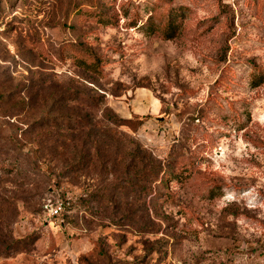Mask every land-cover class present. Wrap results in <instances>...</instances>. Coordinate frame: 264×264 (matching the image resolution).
Listing matches in <instances>:
<instances>
[{
    "label": "rangeland",
    "instance_id": "obj_1",
    "mask_svg": "<svg viewBox=\"0 0 264 264\" xmlns=\"http://www.w3.org/2000/svg\"><path fill=\"white\" fill-rule=\"evenodd\" d=\"M0 264H264V0H0Z\"/></svg>",
    "mask_w": 264,
    "mask_h": 264
},
{
    "label": "built area",
    "instance_id": "obj_2",
    "mask_svg": "<svg viewBox=\"0 0 264 264\" xmlns=\"http://www.w3.org/2000/svg\"><path fill=\"white\" fill-rule=\"evenodd\" d=\"M67 204L60 199H56L53 202H49L44 207L45 216L53 221L54 219H61V216L66 211Z\"/></svg>",
    "mask_w": 264,
    "mask_h": 264
},
{
    "label": "trees",
    "instance_id": "obj_3",
    "mask_svg": "<svg viewBox=\"0 0 264 264\" xmlns=\"http://www.w3.org/2000/svg\"><path fill=\"white\" fill-rule=\"evenodd\" d=\"M89 58L92 59V63H91L90 65H94V66H96V65L98 64V60H99L98 57H96V56H94V55H90ZM159 171H160V170H159ZM159 171L157 170V174H158ZM157 174H156V175H157Z\"/></svg>",
    "mask_w": 264,
    "mask_h": 264
}]
</instances>
